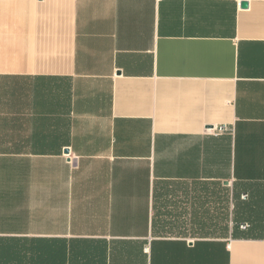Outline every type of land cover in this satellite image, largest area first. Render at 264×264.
Masks as SVG:
<instances>
[{
    "label": "crops",
    "instance_id": "obj_1",
    "mask_svg": "<svg viewBox=\"0 0 264 264\" xmlns=\"http://www.w3.org/2000/svg\"><path fill=\"white\" fill-rule=\"evenodd\" d=\"M241 1L0 0V264H264Z\"/></svg>",
    "mask_w": 264,
    "mask_h": 264
},
{
    "label": "water",
    "instance_id": "obj_2",
    "mask_svg": "<svg viewBox=\"0 0 264 264\" xmlns=\"http://www.w3.org/2000/svg\"><path fill=\"white\" fill-rule=\"evenodd\" d=\"M248 4H249L248 0H242V1H241V6H242V7H247ZM66 152H68V150H66Z\"/></svg>",
    "mask_w": 264,
    "mask_h": 264
}]
</instances>
